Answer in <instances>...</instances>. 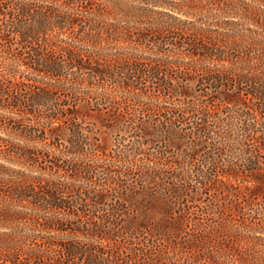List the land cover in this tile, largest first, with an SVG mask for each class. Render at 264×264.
Instances as JSON below:
<instances>
[{
	"label": "rangeland",
	"instance_id": "rangeland-1",
	"mask_svg": "<svg viewBox=\"0 0 264 264\" xmlns=\"http://www.w3.org/2000/svg\"><path fill=\"white\" fill-rule=\"evenodd\" d=\"M21 1L83 58L0 12V264H264V0Z\"/></svg>",
	"mask_w": 264,
	"mask_h": 264
},
{
	"label": "trees",
	"instance_id": "trees-1",
	"mask_svg": "<svg viewBox=\"0 0 264 264\" xmlns=\"http://www.w3.org/2000/svg\"><path fill=\"white\" fill-rule=\"evenodd\" d=\"M9 1L12 3V6L9 4ZM6 8L8 9V15H11V17L6 21L7 32L11 31L19 35L20 39H24V41L27 42L31 39H42L45 41V43L50 44L51 46L55 47V49L61 51V56L67 58L62 59L61 57H54L53 59H47L46 57V59H44L43 55L41 54V48H32L33 53L27 57L26 64L31 66L36 71H40L50 77L55 78L64 76L66 73V65L64 62L68 61L74 66L79 65L78 62H81L83 54L68 47H64L61 44L53 43L54 41L48 38V30H52V28L63 27V17L53 14L52 16H54V18H51V15L44 13L42 8L33 11L34 9L26 1L24 2L21 0H0V12L4 15L7 14L3 11ZM34 15L36 16V19L33 17ZM26 16H30L28 17L30 22L24 21L23 17ZM56 36L57 35H55V37ZM239 82H242L241 79ZM249 82L250 89L248 92H250L257 99L255 108L260 112H264V77L261 79H257L255 77L252 79L249 78Z\"/></svg>",
	"mask_w": 264,
	"mask_h": 264
}]
</instances>
